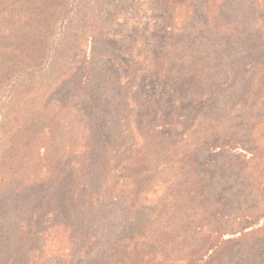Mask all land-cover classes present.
<instances>
[{
    "label": "trees",
    "instance_id": "16d2710c",
    "mask_svg": "<svg viewBox=\"0 0 264 264\" xmlns=\"http://www.w3.org/2000/svg\"><path fill=\"white\" fill-rule=\"evenodd\" d=\"M108 1L0 0V122L8 120H3L2 109L7 110L9 105L15 106L24 101L26 109H34L37 103L33 94L44 99L43 105L49 99L44 109L53 105L50 103L59 104L62 100L69 107L78 109L79 117L87 125L89 137L86 136L81 147L80 159L75 161L84 165L82 172L91 168L92 156L107 146L111 147V154L116 155L128 148L124 151V158L120 159L125 161L122 171L128 172L134 189L140 184L151 187L153 174L157 170L170 172L171 178H167L166 174L160 186L174 190L160 191L159 202L155 205L159 207L157 219L160 222L157 223H160L158 235L161 238L158 243L167 242L162 247V254L168 253L167 250L174 253L191 232L190 217H196L198 212L190 214L189 208L193 204L200 205L202 193L207 191L205 187L211 188L210 200L214 199L221 208V201L216 200L220 198L218 180L200 170L196 160L206 148H210L206 154L218 149L213 148L211 139L222 133L219 111L214 102L219 101L221 96L237 97L239 91L254 86L255 79L261 80L255 72L247 75V70L242 79L238 73L241 63L237 60L248 59L249 56L245 58L247 50L248 55L256 52L253 64L257 59L264 60V54H257L259 50H264V17H261L264 0L249 4H245V0H202V12L198 17L192 5L194 0H138L140 7H153L162 13L161 33L165 35L161 44H166L168 50L159 60L155 52L141 45L146 42H142L140 29L129 50L131 66L125 58L127 51L123 48L124 44H119L124 40V35L120 36L115 29L122 24L118 23L119 20L124 23V18L130 17L132 8L128 2L133 0H111L117 15L112 24L107 20ZM184 6L188 7L186 12L180 11ZM129 19H135L136 26L141 27L136 14ZM149 41L157 42L158 39L152 37L147 43ZM79 44H83V47H79ZM157 72L164 76L167 92H138L144 82L142 76L150 74L156 77ZM246 77L252 80L251 85H247ZM68 94L70 97L67 100L64 96ZM137 94L142 97L140 107L135 110L136 113L132 110L130 114L127 109L134 107L132 97ZM24 95L28 98H24ZM126 114L128 116L125 117ZM110 115L121 120L126 118V122L128 118L126 130L117 134L130 136L132 128L127 129L128 126L136 125L134 133L141 137L137 142L139 146L133 142H129V145L128 142H121V136L114 137V125L109 127L110 133L104 135L102 129L106 122H110ZM19 117L15 115V118ZM139 118L145 120L146 129ZM33 120H21L17 124L19 132L27 137H40L45 129L40 127V122L32 123ZM34 124L36 129L31 133ZM114 138L119 143L114 144ZM182 141L185 144L179 151L178 144ZM229 149L232 151L234 148ZM117 158L112 159L114 163L110 164L111 168L116 162L119 164L120 159L117 161ZM73 163L67 161L64 164L61 172L65 170L62 179L65 185L58 183L56 187L65 186L61 192L71 201H80L87 190H93L92 174L88 177L85 175L87 178L75 186V174L80 171L75 169ZM214 170L213 175L216 176L215 167ZM187 190L193 191L195 196L190 193L189 197ZM58 199L59 196L56 201ZM70 207L65 212L61 210L56 221L40 226L36 224L31 228L20 224L22 235L12 249L7 244L0 264H29L25 254L37 249L42 236L56 227L57 222L65 230L70 229L71 233L75 225L97 215L95 212L86 213L83 206L79 210L78 207ZM217 216L218 213H215L214 217ZM123 226L121 240L125 241L127 236L129 240L145 237L141 225L131 219V215ZM250 228H254L252 223L241 231ZM6 230H9V225L6 221H0V244L5 240ZM85 235L89 236V232ZM144 245V249L138 245L132 250L130 257H127L128 264H149L146 255L151 248L159 245L151 246L147 242ZM213 251L214 247L203 255V259ZM79 256H89L88 251H83Z\"/></svg>",
    "mask_w": 264,
    "mask_h": 264
},
{
    "label": "rangeland",
    "instance_id": "374dc122",
    "mask_svg": "<svg viewBox=\"0 0 264 264\" xmlns=\"http://www.w3.org/2000/svg\"><path fill=\"white\" fill-rule=\"evenodd\" d=\"M253 1L255 0H245L244 3L249 4ZM140 3L138 0H133L128 2V5L132 8L130 17L133 18L136 14L137 22L141 27L136 26L135 19L125 17L124 23L119 20L118 23L122 24L115 29L120 36L124 35V42L119 44H124L123 48L127 51L125 58L130 62V66L132 62L129 50L134 45L133 40L140 29L142 42H146L141 45L155 52L159 60L168 50L165 48L166 44H161L165 35L161 33L162 13L153 7L142 8ZM201 3L202 0L192 2L197 10V17L202 12ZM107 4V20L112 24V20L117 16L114 2L109 0ZM186 9L188 7L184 6L180 11L186 12ZM261 17H264V12L261 13ZM231 32L235 34L234 31ZM152 37L157 38L158 41L147 43ZM79 45L83 47V44ZM98 47L101 48V45ZM245 53V58L249 56L248 59L237 60L241 63L238 73L243 79L247 72H249L247 75L255 72L261 80L255 79L256 82H253L255 85L245 91H239L237 97L221 96L219 101L214 102L219 111L222 133L211 139L213 138V148L218 149L212 154H206L208 147L196 160L200 170L212 179L218 180L220 198L216 200L221 201L219 202L221 208L216 205L218 203L214 202V199L210 200L211 188L205 187L207 191L202 193L200 205L193 204L189 208L190 214L198 212L196 217H190L191 232L174 253H171L172 250H167L168 253L162 254V247L167 242L158 243L161 238L158 235L160 223H157L160 222L157 219L159 207L155 205L159 202L160 191L174 190L160 186V181L166 174L167 178H171L170 172L157 170L153 174L151 187L147 188L146 185L140 184V187L134 189V183L129 178L128 172L122 171L125 161L120 159L124 158V151L128 148L116 155L111 154L109 146L102 149L104 153L108 151L107 154L100 150V153L92 156L94 160L91 168L82 172L81 168L84 165L75 161L80 159L81 147L85 143L86 136L89 135L85 127L87 125L79 117L78 109L69 107L62 100L59 104L50 103L53 105L44 109L49 99L47 98L43 105L44 99L34 94L33 99L37 103L34 109H26L24 101L15 106L9 105L7 110L2 109L3 120H8L0 122V221H6L9 230L4 233L5 240L0 244V257L4 256L7 244L12 249L18 242V238L22 235L20 224L31 228L36 224L40 226L56 221L59 212L61 210L65 212L72 205L78 207V210L83 206L86 213L95 212L97 215L75 225L71 233L70 229L65 230L64 226L57 222L56 227L42 236L37 249L25 254L29 264H68L69 262L70 264H128L127 257H130L132 250L138 245L144 249L145 242L151 246L159 245L151 248L146 255L149 264H196L202 260V264H264V219L262 218L264 216V60L257 59L255 63H258L255 65L253 62L256 52L252 51L248 55L247 50ZM257 54L263 55L264 50H259ZM245 70L247 72L244 73ZM246 78L247 85H251L252 80ZM142 79L144 82L138 92L140 90L147 94L156 90L167 92L166 80L160 72H157L156 77L145 74ZM236 79L240 82L239 77ZM137 96L132 97L134 107L127 109L130 114L132 110L136 113L135 110L140 107L139 100H142V97ZM69 97V94L64 96L67 100ZM24 98L28 97L24 95ZM173 100L176 101L175 98ZM127 114L124 116H128ZM15 115L20 117L15 118ZM24 118L34 119L32 123L40 122V127L45 129L40 137H27L19 132L20 127H17V124ZM108 119L110 122H106L102 129L104 135L110 133L109 127L114 125L115 130L112 133L114 137L121 136V142H128V145L133 142L139 146L140 143L137 142H140L141 137L134 133L136 125L128 126L127 129L132 128L130 136L117 134L126 130L128 118L127 122L126 118L121 120L111 116ZM139 121L146 129L145 120L139 118ZM33 127L31 133L36 129L35 124ZM113 142L116 144L119 140L114 138ZM184 144L183 141L178 144L177 150L180 151ZM229 147L234 149L231 151ZM115 156L119 157L117 161L119 159L120 161L111 168L110 164L114 163L112 159ZM67 161L74 162L73 166L80 171L75 174V186L92 174V188L95 194L93 190H87L80 201L78 199L71 201L61 192L65 186L56 187L58 183L65 185L62 182L65 170L61 172V169ZM214 167L217 171L216 176L213 175ZM89 180L91 181L90 178ZM187 192L189 197L190 193L195 196L193 191L187 190ZM57 195L60 197L59 202L56 201ZM184 203L187 204L186 201ZM4 209L6 211H3ZM215 213H218L217 217H214ZM130 215L131 219H135L141 225L144 238L140 236L129 240L127 236L125 241L121 240L123 223ZM251 223L254 228L241 231ZM87 232L89 236L85 235ZM212 247H214L213 253L203 259V255ZM83 251H88L89 256H79Z\"/></svg>",
    "mask_w": 264,
    "mask_h": 264
}]
</instances>
